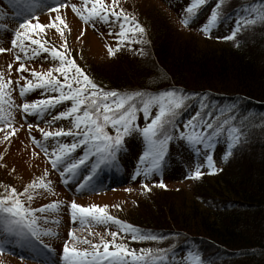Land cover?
<instances>
[{
	"label": "trees",
	"instance_id": "obj_1",
	"mask_svg": "<svg viewBox=\"0 0 264 264\" xmlns=\"http://www.w3.org/2000/svg\"><path fill=\"white\" fill-rule=\"evenodd\" d=\"M216 3L207 0L188 24L179 21L180 27L167 19L150 24L153 16L148 14V33L130 53L136 55L133 61L119 63L116 74L105 72L110 77L88 66L90 76L107 89L122 93L164 89L195 93L179 110L180 127L203 101L207 106L204 111L212 114L209 119L222 109L243 129L239 143L233 141L226 156L228 126L207 147L184 140L172 152L176 138L170 140L158 169L176 184H185L186 190L157 187L162 198L150 203V218L140 220L131 215L132 211L125 213L126 221L138 232L163 237L140 240L146 246L134 249L149 264L157 257H166L159 260L165 264L171 255L182 256L185 263L192 264L194 254L200 256L202 264H264V18L260 15L264 0H221L220 22L211 27V35H206L201 25ZM238 17L241 28L233 35ZM245 19L250 22L244 24ZM153 107L156 112L157 106ZM138 114L136 123L144 126ZM205 153L211 155L215 172H209ZM172 154L177 155L173 162ZM197 164L202 175L192 178L190 173ZM149 249L150 253L143 251Z\"/></svg>",
	"mask_w": 264,
	"mask_h": 264
},
{
	"label": "snow or ice",
	"instance_id": "obj_2",
	"mask_svg": "<svg viewBox=\"0 0 264 264\" xmlns=\"http://www.w3.org/2000/svg\"><path fill=\"white\" fill-rule=\"evenodd\" d=\"M20 4L30 6L33 0H19ZM207 0H188L184 11L188 14L182 19L185 25L189 23L190 18L198 14L201 6L206 4ZM220 3L217 0L216 5L211 9L206 22L201 25V31L206 35H211V27L220 22ZM90 5V6H89ZM65 6V0H55L50 11H55ZM72 9L86 23H93L96 19L102 22L114 21L119 25V31L115 34L117 40L127 39L131 42L133 36L142 34L144 29L140 23L118 7V0H83V4L78 8L76 4L71 5ZM264 18V11L260 13ZM55 22H51L45 26L41 23L33 24L31 19H22L19 21V28L15 30L11 39L13 48H19L26 55L29 51L24 41L29 40L31 44L37 45L32 50V55H38L40 52L49 53L50 56L59 61L53 68L49 67L47 72L32 71L33 79L25 77L26 82L21 86L20 94L35 89L42 88L45 91L52 90L58 95L38 98L31 102L25 101L19 107L26 114H38L46 112L49 108H54L63 101H70V105L63 111L56 113L54 119L71 117V127L68 129L60 128L56 131H44L41 129L42 135L47 140L49 137L71 136V143H59L57 147L49 150L47 146L40 141H35L42 149L45 150L46 156L54 169H62L61 176L67 179L72 178L86 160L90 156L97 157V162L92 165L88 175L83 180L89 181L92 178L94 170L100 165L115 164V156L123 150L125 145V137L131 135L134 131H138L143 138L144 148L139 157L141 162L149 161L147 167L143 169L145 174L150 170L158 169L165 157L168 144L173 138H181L190 145H203L207 147L212 144L219 136L222 130L227 127L228 131V149L225 154H230L233 147V141L239 143L240 136L243 134L241 125L235 123L234 117L224 115V110H217L213 119H209L211 113H206L204 109L207 107L201 101V108L196 113L183 121V130H180V123L177 120L179 110L190 95L195 93H185L177 89H164L156 93L145 92L142 90H131L120 92L114 89H103L97 85L83 70L78 66L70 55L58 50L55 46L45 47L48 41H42L39 38H33L30 33L42 32L45 27L55 28L61 33L63 38V30L67 27L66 22L60 15H56ZM244 24L249 23L245 19ZM63 25V28L61 27ZM236 27L233 29V35L237 29L241 28L240 18L235 21ZM19 29H25L20 31ZM111 33V29H109ZM131 33L132 35H128ZM83 35V30H81ZM79 38V37H78ZM227 38H231L227 37ZM130 46V45H129ZM63 48L64 45H61ZM119 47V44H117ZM8 49L0 47V52ZM108 55H113V49L108 47ZM20 60V56L15 57ZM47 59L48 57H44ZM11 71V64L8 65ZM25 69V64L21 62L16 71ZM74 69V74L71 70ZM53 71L63 76L58 79L53 75ZM11 84L9 78L5 82L4 77L0 74V105L4 103L6 90ZM153 105L157 106L154 115L151 114ZM138 112L143 113L145 120L144 126L139 127L136 123ZM231 113V109L228 110ZM0 126L10 127L3 119V109L0 108ZM29 127L32 125L29 124ZM37 127H39L37 125ZM13 132L15 129L12 130ZM8 135H12L9 132ZM81 145L84 150L77 158H71V154ZM199 151V150H197ZM206 165L209 172H215L216 168L210 154L205 153ZM201 165L197 164L196 169L191 171L192 178H199L202 173L199 170ZM139 174V173H137ZM45 170L44 176H47ZM163 187V181H159ZM51 182L43 177L34 180L25 185L22 191H17L14 187H9L6 195H0V240L8 238L20 239L22 243L31 244L33 238L39 240L41 231L52 234L50 229H41L37 223L38 220L47 222L48 217H38L34 213L36 211L45 212L56 210L60 202L53 201L47 205H41L38 209H32L24 204L22 199L27 194L28 200L32 199L34 190L37 188H50ZM83 186V182L77 185L78 188ZM147 190V185H144ZM70 216L73 221L80 220L81 224L90 222L103 223L105 221L114 222L118 225L119 232L134 233L130 236L133 240L162 239V236L154 234L140 233L133 226L126 222L120 221L117 217L110 215L106 211L107 206H99L92 204L84 206L72 201L69 205ZM117 207H119L117 205ZM118 231L111 232L113 240H101L99 243H92V249H82L76 247V242L80 240L76 237L72 230H69L68 236L72 240L69 244L67 241L63 245L61 255L62 264H149L145 256H138L135 250H129L123 243H116L115 238ZM176 235H179L178 233ZM88 243V241H83ZM43 243V241H41ZM112 245L110 250L109 245ZM101 245L103 250L101 251ZM48 247V246H45ZM6 249L0 247V252ZM151 252V250H143ZM157 252L163 253V249H157ZM166 257H157L153 264H159V260ZM55 264V262H53ZM192 264H202V260L198 254H194Z\"/></svg>",
	"mask_w": 264,
	"mask_h": 264
},
{
	"label": "rangeland",
	"instance_id": "obj_3",
	"mask_svg": "<svg viewBox=\"0 0 264 264\" xmlns=\"http://www.w3.org/2000/svg\"><path fill=\"white\" fill-rule=\"evenodd\" d=\"M187 2L188 0H118V7L123 8L126 13L134 17V19L137 20L144 29L142 34L133 36L131 42L127 39H116L115 34L119 31V25L114 21L102 22L99 19H96L93 23H86L82 21L76 12L73 11L71 5L76 4L79 8L83 4V0H65V6L60 7L55 11L49 10L53 5L45 7L38 11L37 16L32 18L34 19L31 21L33 24L41 23L47 26L50 21L55 22L54 18L57 14L60 15L67 25V27L63 30V38L61 33L57 32L55 28L49 27H45L42 32H32L30 35L33 38H39L42 41L46 39L48 43L45 44V47L50 48L55 46L58 50L70 55L75 63L80 66L87 75L89 65L95 71L101 70L103 74H106L107 71L117 73L121 68L119 63L127 65L128 61L131 59V61L134 60L133 58H135L136 55L130 53L137 49L138 43L141 40L143 41V34L148 33L149 21L146 18L147 15L150 14L153 16V19L151 18L150 20V24H160L162 21L160 19H167L174 25V27H180L181 25L179 21L182 22V19L188 15L184 11ZM105 3H108V0H105ZM145 19L148 22L145 21ZM6 21L8 29L0 34V47L8 50L0 52V74L3 75L5 82L7 81L6 78L8 79L9 77L14 76L15 83L13 86H8V88L12 87L13 93L11 98L7 101V107L4 108L0 106V108L3 109L4 121L10 124V127L0 126V195H6L9 187L16 188L18 192L22 191L25 185L37 180V178L43 177L45 180L51 182L50 188H43V190L35 189L31 200H28L27 194H25V196L22 197L25 206L36 209L41 205L49 204L50 200L60 203L56 210H51L48 215L49 221H37L41 229L51 230L52 234H48L44 231H41L40 233V237L53 246V252L50 255V258L42 251V255L30 256L23 254L24 252H21L20 248H17L16 252H19V254L9 252L7 250L0 252V264H53V262H55V264H62L61 255L63 245L66 241L69 244L72 243V240L68 236L69 230H72L74 235L80 238V240L76 242V247L91 250L93 242L99 243L101 240H113L110 233L118 231L119 227L114 222L110 221L97 223L95 234H89V236H91V239H89L88 234L86 235V231L88 230L91 222L82 225L79 219L76 221L71 219L68 205L72 201L84 206L92 204L107 206L106 211L112 214L117 213V211L121 209V213L124 217H126V212L128 213L129 211H132L131 215L135 214V217H140L138 219L142 220V217L144 216H148V218L151 217L149 214V210L151 209L150 203H153V201L157 203L162 198L161 191L154 188L155 185H149L147 186V190H145V184L139 183L140 180L136 178L134 181L126 184L121 189L106 191L101 196H91L83 191L75 192L74 189L81 190L83 186L76 188L74 185V189H72V186L80 180L81 177L83 181V175L88 173L86 170H84L85 172L82 174H75L72 178L67 179V181L75 179L70 186L63 182L65 179L61 176L62 169H54L52 167L48 156L45 154V150L42 149L35 141L42 142L45 140L41 129L44 131H56L60 128H70L72 118H61V120H55L52 122L49 117L39 120L40 116L43 117L46 114H50L47 112L45 114L44 112L38 113L35 117H27L28 114L24 113L21 108L14 110V106L19 102L17 98L21 97V87L18 85H23L25 77L28 76L26 69H22L19 72L16 71L18 65L21 62L26 64L30 61L29 59H32V62L38 63L40 61H45L52 64L54 59L46 52H40L38 55L33 56L32 50L37 48V45L31 44L29 40L24 41L25 45L29 48L27 55L18 47L13 48L11 39L14 32L10 26L15 28L16 24L9 20ZM162 23H164V21H162ZM61 27L63 28V25ZM17 28H19V23L16 26V29ZM109 29H111V33L109 32ZM19 30L25 31V29ZM81 30H83V35H81ZM128 35L131 36L132 34L128 33ZM117 44H119V47H117ZM61 45H64V47L62 48ZM109 46L112 47L113 53L116 54L115 56L108 55ZM16 56H20L21 59L17 60L15 58ZM46 56L48 57L47 59L44 58ZM114 59H121L123 62H117V60ZM9 64L12 66L11 71L8 68ZM39 65L42 64L39 63ZM55 66L56 65H54V67ZM112 67H115L113 71ZM48 68L49 66L46 68V72ZM29 69L32 70L33 68L30 67ZM71 73L74 74V69L71 70ZM53 75H56L58 79H63V76L58 73L53 72ZM106 75L109 76L108 74ZM94 82L101 88L105 89L103 82ZM45 92L46 91L44 90L42 93ZM33 100H36L34 95H27L23 97V103L25 101L31 102ZM70 103L71 102H66L64 104L65 107L63 109L61 108V111L65 110ZM154 114L155 108L152 106L150 115ZM138 115L140 116L139 121L141 123L143 122L144 125L145 120L143 113L139 112ZM28 124L32 125V129H27L26 125ZM37 125L39 127H37ZM53 125L56 127L53 128ZM139 127L143 126L139 125ZM13 129H15L14 132L12 131ZM180 130H183V126L180 127ZM9 132H12V135H8ZM139 135L138 131H134L131 135L125 137V144L127 145L126 147H128V157L135 158L141 148L140 145L142 140ZM50 140L54 142V146H47L49 155H51L50 150L57 147L59 143H71L72 137H53ZM183 143L184 140L178 138L177 136L175 148H173L172 152L178 150ZM81 146L84 148L83 145ZM175 157H177V155L172 154V162L176 160ZM45 170H47V176H44ZM167 174L168 173H166V175ZM168 177L169 175L164 176L161 180L155 179L153 181H163V184L167 188L179 186L180 188L182 187L184 191L186 190V186H184L185 184H176L175 181L169 179ZM59 178L63 183L60 182ZM117 205L119 207H117ZM135 206H140V208L134 209ZM144 210L148 213H144ZM45 214L46 211L42 212V215ZM40 215L41 213L37 211L36 216L40 217ZM133 234L134 233L118 231V236L115 238V242L125 244L126 239ZM82 235L86 236V241H88V243H81ZM122 239L124 240L123 242ZM126 246L128 249L132 248L142 250L146 244H142L140 240L129 239V243ZM109 248L110 250L112 249L111 244ZM100 250H103L102 245ZM170 263L176 264L171 259Z\"/></svg>",
	"mask_w": 264,
	"mask_h": 264
},
{
	"label": "bare ground",
	"instance_id": "obj_4",
	"mask_svg": "<svg viewBox=\"0 0 264 264\" xmlns=\"http://www.w3.org/2000/svg\"><path fill=\"white\" fill-rule=\"evenodd\" d=\"M211 248V247H210ZM214 255H216V254H214Z\"/></svg>",
	"mask_w": 264,
	"mask_h": 264
}]
</instances>
